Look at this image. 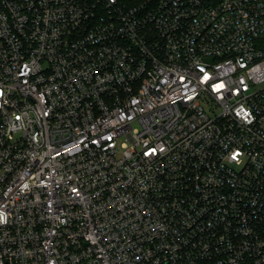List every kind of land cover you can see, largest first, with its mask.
I'll return each mask as SVG.
<instances>
[{
    "label": "built area",
    "instance_id": "built-area-1",
    "mask_svg": "<svg viewBox=\"0 0 264 264\" xmlns=\"http://www.w3.org/2000/svg\"><path fill=\"white\" fill-rule=\"evenodd\" d=\"M0 264H264V0H0Z\"/></svg>",
    "mask_w": 264,
    "mask_h": 264
},
{
    "label": "rangeland",
    "instance_id": "rangeland-1",
    "mask_svg": "<svg viewBox=\"0 0 264 264\" xmlns=\"http://www.w3.org/2000/svg\"><path fill=\"white\" fill-rule=\"evenodd\" d=\"M205 105V104H204ZM125 140V139H124Z\"/></svg>",
    "mask_w": 264,
    "mask_h": 264
},
{
    "label": "snow or ice",
    "instance_id": "snow-or-ice-1",
    "mask_svg": "<svg viewBox=\"0 0 264 264\" xmlns=\"http://www.w3.org/2000/svg\"><path fill=\"white\" fill-rule=\"evenodd\" d=\"M234 158H235V156H234Z\"/></svg>",
    "mask_w": 264,
    "mask_h": 264
}]
</instances>
